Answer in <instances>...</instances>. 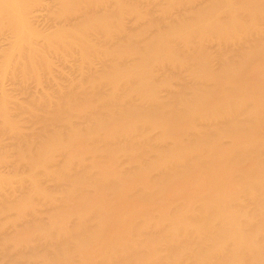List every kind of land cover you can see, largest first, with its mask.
I'll list each match as a JSON object with an SVG mask.
<instances>
[{"label": "bare ground", "instance_id": "1", "mask_svg": "<svg viewBox=\"0 0 264 264\" xmlns=\"http://www.w3.org/2000/svg\"><path fill=\"white\" fill-rule=\"evenodd\" d=\"M0 264H264V0H0Z\"/></svg>", "mask_w": 264, "mask_h": 264}]
</instances>
